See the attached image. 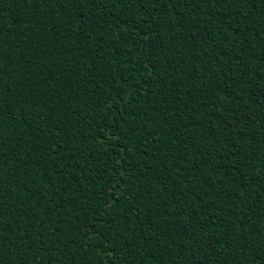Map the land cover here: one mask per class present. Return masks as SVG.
Instances as JSON below:
<instances>
[{"label":"trees","instance_id":"trees-1","mask_svg":"<svg viewBox=\"0 0 264 264\" xmlns=\"http://www.w3.org/2000/svg\"><path fill=\"white\" fill-rule=\"evenodd\" d=\"M0 264H264V0H0Z\"/></svg>","mask_w":264,"mask_h":264}]
</instances>
